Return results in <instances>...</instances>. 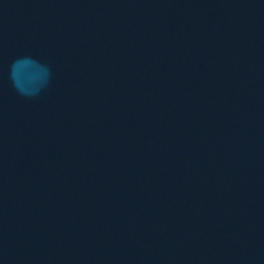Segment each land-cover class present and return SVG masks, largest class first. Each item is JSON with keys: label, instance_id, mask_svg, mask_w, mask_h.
<instances>
[{"label": "water", "instance_id": "95a60500", "mask_svg": "<svg viewBox=\"0 0 264 264\" xmlns=\"http://www.w3.org/2000/svg\"><path fill=\"white\" fill-rule=\"evenodd\" d=\"M0 264H264V0H0Z\"/></svg>", "mask_w": 264, "mask_h": 264}]
</instances>
